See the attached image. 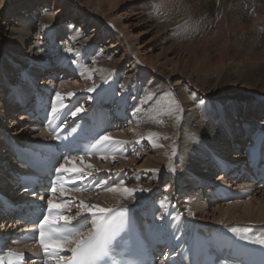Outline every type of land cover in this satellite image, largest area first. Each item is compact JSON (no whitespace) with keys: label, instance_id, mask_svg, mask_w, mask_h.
<instances>
[{"label":"bare ground","instance_id":"bare-ground-1","mask_svg":"<svg viewBox=\"0 0 264 264\" xmlns=\"http://www.w3.org/2000/svg\"><path fill=\"white\" fill-rule=\"evenodd\" d=\"M170 30L186 37L168 42ZM195 32L206 36L199 35L196 39ZM105 34H109V38L103 41ZM206 38L210 40L206 41ZM139 40H143L142 45ZM67 48L73 51L66 52ZM36 55L40 63L54 68L48 74L62 75L61 79L68 75L65 78L70 81L76 79L73 84L54 85L53 93L59 92L70 98L63 101L69 107L66 110L69 119L65 117L62 128L76 120L92 119L98 120L103 127L104 116L99 109L90 112V107L87 108L89 103L93 106L100 94L90 98L91 101L87 98V104H82L84 111L76 117L71 115L70 104L67 105L68 101L74 103L75 100L68 94L93 88L116 72V79L109 89L110 101L116 103L118 98L123 96L125 99L128 95L125 110L131 125L129 130L133 135L135 132L147 135L154 131L162 135L152 150V159L157 167L165 161L168 162L166 167H173L175 175L163 186L167 196L174 200V189L182 188V182H187V191L194 186L200 190L210 182L206 189L203 188V196L196 195L189 201L188 209L180 206L178 201L174 204L176 209H185L184 214L177 216L163 208L166 203L159 206L146 199V195L156 187L148 188V192L141 196L138 194L139 197L125 198L126 194L120 191L123 189L120 182L117 190L107 189L104 194L98 192L97 195L96 192L107 185H97L96 182L105 181L108 177L103 171L110 167V156L115 155L116 150H112L113 144L104 151L91 149L82 161L64 162L66 168L74 166L81 169L84 176L76 184L80 191L63 192L60 196H74V199L96 206L92 209L95 215L86 213L87 221L81 217L80 223L73 221L75 226H84L88 234L92 231L93 220L100 215L97 209H124L126 216L143 220L152 234L163 237L158 250L162 253L159 264H164L167 256L173 253L178 264H191V258L195 260L193 264L204 263L206 252L222 243L233 227L241 229L247 226L264 231V190L260 188L263 180L259 175L248 170L249 175L243 181L247 186L239 192L228 193L230 189L221 179L226 177L214 176L217 165L197 151L204 148L212 157L225 158L226 138L238 146L249 139L247 161L258 150L261 156L264 155V0H0V111L14 114L9 122L0 120V233L9 248L26 254L36 251L33 245L16 242L10 237L19 223L24 227L26 222H31L28 215L23 222L20 220L31 201L25 199L24 192L14 194L13 186L20 183L22 176H31L16 161V153L23 148L38 151L42 144H50L49 130L66 109L53 114V105L50 106L47 99L52 92L45 88L42 91L43 88L32 87L35 97L32 101L29 99L32 88L22 84L21 80L22 77L31 79V85L35 86L38 70L31 63H37ZM129 55L132 56L129 58ZM15 63L21 64L22 70L16 69ZM90 71L95 74L93 81L87 82L86 73ZM50 75L44 76V86ZM9 77L13 79L11 82ZM48 84H52L51 81ZM37 97L42 106L51 110L52 121L49 124L38 118L35 105L26 110ZM18 98L23 103L12 109L14 100ZM56 107L60 109V104L56 103ZM28 112L32 118L28 117ZM14 118L19 121L21 118L26 125L15 123ZM218 121L220 126L227 124L222 136L219 135ZM18 125L21 126L17 129L19 131L15 130ZM36 132L39 134L35 135ZM114 147L117 146L114 144ZM110 151L115 154L110 153L109 156ZM97 153L105 155L106 165L99 167L96 162L97 172H94L88 165ZM241 163L242 167L246 165L249 169L250 161L247 165L245 157ZM176 167H182L183 172L178 173ZM181 174L186 177L182 178ZM237 174L239 171H231L230 182H234ZM2 177L6 180L3 181ZM9 181L12 183L6 190L5 182ZM93 185L95 187L85 196L86 189ZM199 192L196 191L197 194ZM210 192L212 194H208ZM217 192L222 199L227 194V197H252L258 201L260 196L259 204L260 201L263 204H260L257 214L252 212L254 207L247 206L240 211L239 207L231 204L216 211V215L200 213L199 210L210 201L222 206L219 199H214ZM37 194L42 195L38 191ZM50 198L57 204L59 197ZM7 201L14 202V210ZM20 206L23 207L20 209ZM255 219L257 226L247 225L250 221L256 222ZM219 222L221 226H210ZM19 231L20 238L24 231L22 228Z\"/></svg>","mask_w":264,"mask_h":264},{"label":"rangeland","instance_id":"rangeland-1","mask_svg":"<svg viewBox=\"0 0 264 264\" xmlns=\"http://www.w3.org/2000/svg\"><path fill=\"white\" fill-rule=\"evenodd\" d=\"M3 19H4V16H3ZM195 33H197L196 39L199 38V35L200 36H206L205 34H202L201 32H195ZM105 35L106 36L103 38V41H105L106 39L109 38V34H105ZM167 37H168V39L166 41L173 42V41L182 40L184 37H186V35L183 33H177L175 31L170 30L167 33ZM205 40L209 41L210 38H206ZM142 41L143 40H139L140 45H142V43H141ZM166 41H164V42H166ZM131 56L132 55H129L128 57L130 58ZM36 60H37V63L36 62L31 63V65L35 66L38 70V73L36 75V80H35V86L31 85V82H32L31 79L25 80V78L22 77L21 82H22V84H25L26 86H28L30 88L40 87V88H43L42 91H45L44 88L51 91L52 96L48 95L49 98L47 97V99H49V101H50V104L49 103L48 104L51 106V105H53V103H54L53 101H55V97H56V93H53V90L55 89L54 85H57V86L58 85L59 86L60 85H68L69 82L73 84L74 81H76V79L70 81V80H68L69 78H65L68 75H65L64 77H62V79L60 77L62 75H56V76L50 75L47 72L48 71L50 72L54 68L40 63L41 60L39 59V56H37ZM8 62L13 64L11 59H8ZM14 66L16 69L22 70L20 68L21 64L15 63ZM230 69H232V68H230ZM94 74L95 73L92 71L87 72L86 73V81L92 82L93 81L92 77ZM49 75H50L49 80L45 82V83H47V85L44 86L43 85V83H44L43 78H44V76H49ZM115 76H117L116 72L114 75L109 76L107 79L103 78L99 83H97L93 86V88L95 90L92 92H88L87 89L79 90V92L74 91L75 94L78 92L76 94V96L75 95L73 96L75 102L69 103L70 101H68V103H67V105L70 104V108H71V112H72V111H75L76 107H80L83 103H84L83 105H86L88 102L87 98H89V100H90V98L93 99V98L99 96V94H100V96L97 98V101L93 103V106H92V103L91 104L89 103L87 108L89 109V107H90V110H89L90 112H92V110L99 109L101 115L104 116V121H102V123H103V127L105 128V133L108 136L110 135L109 137L113 141L117 140L118 142H120L119 144L118 143H112L113 144L112 150L114 149L113 150L114 152L116 150V154L113 152L115 155L110 156V153L112 150L108 153V155L110 156V159H109L110 160V167L108 166L107 167L108 169L106 168L107 170L105 169V171H103V173H105V175L107 174V176H108L105 179V181H107V183H104L107 186H103L104 188L97 191L96 194L99 195L98 192L100 193V195L104 194L107 191V189L108 190L110 189L109 191H112L113 189H117L118 186L120 185L121 181L124 182L123 183L124 185L121 184L122 186L120 185V188L127 187V188H131V189H148L150 187H152V188L156 187L157 189L155 188V190H152V193L146 195L147 196L146 199L152 203H157L159 206L161 204V201H163L164 203H166V205L165 204L163 205V208L166 209L169 213H171V215H173V216H177L178 214L180 215V213H182L185 209L184 210H182L180 208L176 209L174 204L177 203V201H178L180 203V206H183L184 208L188 209L190 206L189 201L192 198H194L196 195L197 196H199V195L203 196L205 194L204 192H202L203 188L206 189V187L210 184V182L206 183V185H204L206 187H203L200 190H199L198 186H194L193 188H190L188 191L185 190L187 185H188L187 182H186V184H185V182H182V185H184V186L182 188H179V189L175 188L174 192H173V197H175V199L179 197L178 200H175V199L173 200V198H171L170 195L167 196V192L163 189L164 188L163 186L166 182H168L169 179L173 178V176L175 175L174 171H173V167L172 168L169 166L166 167V165L168 163L166 161H165L166 163L165 162L162 163V164H164L163 166H162V164H160L161 166L157 167L154 165V160L152 159V156L154 155L152 150H154L155 144L162 139V135L160 133H157L156 131L150 132V134H147V135L143 134L142 132H135L134 133L135 135L132 134V132L129 130L131 125L128 124L129 118H126L127 117L126 116L127 111L125 110V104H126V99H127L128 95L126 96L125 99L123 96H121L120 99L118 98V102H116V103H113L112 101H110L111 98L109 96L110 95L109 89L111 88V86H113V83L116 79ZM89 77H91V78H89ZM77 79H79V77ZM8 80L11 82L13 79H12V77H9ZM50 81L52 84L49 85L48 83ZM41 83H42V86L39 85ZM80 91H81V93H80ZM5 92H8V90L5 89ZM17 95H20V94L18 93ZM104 95H108V96L104 97ZM30 96L31 97L29 99L32 101L33 97H35L33 88H32V94ZM235 96H236V94L234 95V97ZM61 97H63V101H64V99L65 100L70 99L63 94H61ZM232 102L233 101H230V103H232ZM21 103H23V100L21 98L14 100L12 109L19 107ZM32 105H33V102H31V104H29L26 107V110L27 109L30 110L31 109L30 107ZM65 108L69 109V107L68 108L65 107ZM83 108H85V106H83ZM26 110H25V116H26ZM121 112L124 113V115H122ZM13 115H7L6 113L3 114L0 111V116L2 117V118L0 117V120L2 119V121H8L9 122L13 119L12 118V117H14ZM15 115H16V113H15ZM66 115L68 117V114H66ZM14 122L15 123L19 122L22 126L26 125L25 124L26 121L23 122V120L21 118H20V121L16 120L14 118ZM226 125H227L226 123H224V124L222 123L220 126V122L218 121V129H219V135L220 136H222V132H223V130H225L223 128H225ZM18 128H21V126L18 125L15 130H17ZM9 131H11V130H9ZM17 131H19V130H17ZM37 134H39V132H36L35 135H37ZM106 134H103V135H106ZM122 135H124L125 138ZM119 136H121V137H119ZM118 137H119V139H118ZM225 141L227 142V145H228L226 147V150H223V148H222L224 155H225V158H220L219 156H217V158H216V156L212 157V155L208 152V150L204 149V148L202 150L197 149V151L200 154L204 155V157L208 158V160L212 161L214 164L217 165L216 172L213 174L214 176L226 177L224 179L223 178H221V179L225 182L226 188H228V190L229 189L231 190V191L229 190L228 193H236V192L243 190L244 189L243 187L247 186L246 184L243 183V181H244V179H246L247 175H249L248 169H247L246 165L244 167H242L243 163H241V162H242L244 157L246 158L248 156L247 150L250 147V145H249L250 141H249V139H247V141L242 142L241 144H239V146L235 145L234 141L229 140L227 138L225 139ZM36 143H38V141L35 142V144ZM114 144L117 147L113 148ZM149 144H152V145L150 146ZM201 151H203V153ZM113 153H111V154H113ZM100 156H102V157H100ZM104 156L100 155L98 153L96 155L94 154V156H93L94 159L90 160V162H89L90 165H88V166H90L91 169L93 168L94 172H97L94 165L96 162H98L99 167H104L106 165L104 163ZM106 156H107V154H106ZM219 158L221 160H219ZM12 165L13 164H11V167H12ZM3 166H5V165H3ZM179 168H177L178 173L183 172L182 167H179ZM224 168H225V170H224ZM235 170L239 171V174H237L238 175V176H236L237 178L232 183V182H230L231 177H232L231 171H235ZM3 171H4V167H3ZM98 172H100V170H98ZM181 176H182V178L186 177L185 174H181ZM1 179H3V181L6 180V178L4 179L3 177ZM99 182H100V180L96 182L97 185L99 184ZM228 182H230V183H228ZM11 183H12V181H9L8 183L5 182L6 190L9 189V186L11 185ZM18 183L15 184V186H13L15 188L14 194H16V195L19 193L18 191H20V188L18 187ZM141 187H143V188H141ZM101 190H103V191H101ZM183 190H185V191H183ZM261 190H262V188H261ZM91 191L87 192V190H86L84 195L85 196L89 195V193ZM196 191H197V193L200 191L199 194H197ZM101 192H103V193H101ZM183 192H185V193H183ZM145 193H146L145 191H139L138 190L137 193L135 192L134 197H139V195L141 196V195H144ZM208 194H212V193L210 192ZM165 197H167V200L164 199ZM225 197L226 198L222 199L219 195V192H217L214 195V199L215 200L219 199L222 206L216 205L214 202L210 201V202H208V204H205L203 209H200L199 212L204 213L205 215H212L213 213H214V215H216V213L218 211H220L221 209H225L227 206H229L231 204L232 206L239 207L240 211L243 210L247 206H250L251 208L254 207L252 212L257 214L258 211L260 210V204L261 205L263 204V203H261V201L259 204V200L261 198L260 196H258V198H257L258 201L255 200V198L253 199L252 197L240 196L237 198H233V197H227V194L225 195ZM48 198L49 197H46V199H48ZM91 200H92V198H91ZM79 202H80V200L76 199V198L74 199V196H70V197L66 196V197H64L63 202H61V204H63V207H64L61 210L67 211V208L71 205V213L70 214L74 215L77 211H80V209L75 206V205L79 204ZM186 202H188V203H186ZM10 203H14V202L10 201ZM84 203L87 205L89 204L87 201ZM251 203L254 205H252ZM90 205H94V204H90ZM93 209H95V208H93ZM183 214H184V212H183ZM181 217L183 218L184 216H181ZM3 218H5V217H3ZM254 221H256V219ZM5 224H7L8 226L10 225L9 222H5ZM12 224L14 225L15 223H12ZM232 224H238V223H232ZM219 225L221 226L220 222L215 223V224H210V226H219ZM226 225H230V224L227 223ZM247 225L257 226L258 223H257V221L256 222L250 221ZM18 228H19L18 226H15L16 231L15 232L13 231L14 234L12 232V234L10 236L12 239H15V233L16 234L20 233V232H18V230H19ZM28 245H30V244H28Z\"/></svg>","mask_w":264,"mask_h":264},{"label":"snow or ice","instance_id":"snow-or-ice-1","mask_svg":"<svg viewBox=\"0 0 264 264\" xmlns=\"http://www.w3.org/2000/svg\"><path fill=\"white\" fill-rule=\"evenodd\" d=\"M66 52L71 53V48L65 49ZM91 78V77H89ZM94 88L87 89L88 92L94 91ZM75 93H69L68 96L72 97ZM151 95V94H150ZM56 103L60 104V109L56 107ZM175 103V102H174ZM203 103V101H201ZM66 106L63 103V97L60 93H56L55 101L52 107V113L55 114L58 111L64 109ZM84 111L83 106L76 107L75 111L71 112L73 117ZM120 143L113 141L108 135H101L98 139H95L91 145V149L98 151L106 150L110 144ZM90 149V150H91ZM89 150V151H90ZM175 154V150H173ZM65 162L71 164L72 157H65ZM81 161L83 157H80ZM90 167V166H89ZM55 173L57 179H61L64 174H67L66 180L71 184L72 189L80 191L81 189L76 188V184L79 180L83 179L84 173L81 169L76 167L66 168L65 163H60L58 167H55ZM91 175V173H88ZM74 177L79 179H74ZM100 184L107 183V181H100ZM124 182L121 181V184ZM54 184V182H53ZM62 184V189H63ZM51 192H56V187L52 186L49 189ZM117 190V189H113ZM148 191V189H129L127 187L120 189L125 193V198L134 197L136 191ZM44 198L41 197V200ZM167 200V197L164 198ZM163 205V201H161ZM80 211H77L74 215H71V206L67 208V211L60 210L63 208V204H54L51 198L47 199V209L40 213V216L34 222V229H39L38 243L43 249L45 264H106L105 257L109 254V246L115 239L118 231L125 224V210L124 209H111V208H99L97 212L100 214L97 219L93 220L92 231L88 234L80 235L79 230L73 224V221L80 223L81 217L87 221L88 217L86 213H92V209L96 208L95 205H87L83 201L75 205ZM95 215V213H92ZM111 216V218H110ZM42 217V218H41ZM233 233H239V228L233 227L230 229ZM35 231L33 230V235ZM27 235V233H26ZM79 235V238H75ZM258 243L264 244V241H258ZM66 250L71 252V258L65 259L61 255V252ZM12 257L23 260V253H12ZM9 264H12L11 260Z\"/></svg>","mask_w":264,"mask_h":264}]
</instances>
